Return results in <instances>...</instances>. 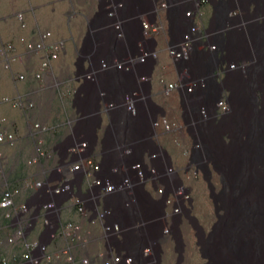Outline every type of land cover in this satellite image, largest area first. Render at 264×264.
<instances>
[{
    "label": "bare ground",
    "instance_id": "obj_1",
    "mask_svg": "<svg viewBox=\"0 0 264 264\" xmlns=\"http://www.w3.org/2000/svg\"><path fill=\"white\" fill-rule=\"evenodd\" d=\"M145 1L0 0V127L15 136L13 145L0 144V151L3 154L0 160V191L7 186L14 188L16 186L17 189L13 190H18L17 208L25 203L29 196L28 187L25 186L26 181L40 179L44 171L51 169L60 154H64L71 143L90 141L97 157L101 158L102 170L97 175L108 176L113 170L123 172L126 166L138 161L136 153L143 149L152 135L150 109L153 108V113L156 115L162 108L155 101H153L154 106L149 102L148 104L136 102V112L129 110L124 100L130 92L138 90L141 95L146 96V99L150 96L146 90L140 89L137 71L124 70L114 64L113 59L121 56L119 50L126 42L131 43L130 27L135 29L137 36L142 32L140 17L144 12ZM169 1L173 7H176L170 9V12H175L172 14L179 21L184 17L189 5L185 0ZM224 1L210 0L213 5V8L209 6V11L213 14L209 22L210 44L219 45L226 42L224 46H230L226 60L229 65L239 66V57L237 60H231L232 49L229 38L235 31L230 24L232 21L236 22L234 28H239L242 24L237 23V19L242 14L232 16V13L238 9L236 6H232V10H226L222 14L223 4L230 2ZM263 1L247 0L248 4H256L255 9H257L254 15L248 17L251 18L249 24L259 21L257 11L264 14V3L260 4ZM238 2L237 0L233 4L237 5ZM135 3L137 10L134 14L121 16L120 10L125 9L124 6L128 8ZM254 4L251 6L254 7ZM17 12H24L26 28L20 26L16 17ZM165 19L169 22L170 17L166 16ZM228 26H231V29H228ZM45 30H50L52 39L62 41L64 47L59 58L53 61L51 69L46 72L44 80H37L35 72L40 68V59L35 54L27 56L26 45L20 41V38L24 36L28 41H34L38 39L39 33ZM120 31H123L124 38L118 37ZM260 42L262 44L259 46L264 48V38ZM195 52L196 58L190 61V67L191 72L195 71L198 74L196 78L198 84L195 90L188 94V98L182 99L184 112L186 108H192L196 103L200 105L194 118L197 126L189 130L197 129L201 134L203 131H208L213 135L231 112L229 108L221 120L214 125L205 122L202 118L201 108L206 105L214 107L220 99L222 87L216 81L218 75L212 72V63L208 66L200 64L204 59L212 61L213 53L197 50ZM8 54L23 56L22 60L11 62L10 70L4 68ZM103 59L107 67H103ZM258 60L259 64H255L252 69L261 73L258 75L261 76L259 79L264 88V59L260 57ZM236 70L238 68L229 70L227 85L230 81H234V74H240L239 70L235 72ZM20 74H25V79H17ZM89 74L91 78L87 76ZM251 76L256 81L255 74ZM37 81L45 82L42 85ZM250 83L244 93L239 91L247 110L249 109L247 103L252 100L249 95L252 93L250 89H253V80ZM131 85L133 88L129 87L127 90ZM55 89L58 90V94ZM212 91H215V94L210 98L208 96ZM5 97H21L25 102H34V107H13L4 100ZM229 97L230 90L227 103L234 108L236 97L234 99ZM111 103L115 104L113 108H110ZM254 112L249 120L241 118L230 121L232 124L237 123L235 125H238V129L247 136V139L232 140V144L224 153V163L220 170L223 175V190L212 195H218L226 214L214 227L213 234L211 235V230L206 233L199 227L197 219L190 215L192 208L189 207L181 216L182 225L169 234L162 232L159 235L152 264L162 263L168 245L175 244L177 252L179 247L183 249L182 246L185 245H183L184 241L181 242L182 236L186 234L187 239L190 235L189 230L184 231L188 223L199 230L200 239L211 235L206 248L215 264H264V169L262 168L264 167V110L260 111L262 112L260 115L256 108ZM145 113L148 119H144ZM36 124L40 127H35ZM50 129L54 132H49ZM39 140L43 141L46 151L41 157L37 156L36 152ZM203 146L204 142L201 154L205 158ZM35 158L37 161L30 163ZM23 171L27 176L21 179L19 177L21 172L24 176ZM122 172H119L117 183L125 177V173ZM110 197L120 205L131 196L128 192L126 194L125 191L116 190ZM137 198L138 204L134 203L135 205L130 208L131 211L137 210V205L141 208L148 205L147 195L142 194L140 190L137 191ZM70 202L72 203V201L65 202L60 210V221L81 223L86 229L87 222ZM130 210L126 211L127 223L142 220L138 218L137 213H132ZM144 217L143 219H147L146 216ZM149 227L148 225L135 227L126 235L127 245L136 259L142 257L143 250L148 244ZM42 228L40 221L36 222L28 238L32 240L39 238ZM47 235V230L41 234L42 242H49ZM61 240L64 241L62 238ZM55 242L49 243L50 251L57 252L62 248L61 243L57 246ZM15 256L16 254L10 256V260L14 261Z\"/></svg>",
    "mask_w": 264,
    "mask_h": 264
},
{
    "label": "built area",
    "instance_id": "obj_2",
    "mask_svg": "<svg viewBox=\"0 0 264 264\" xmlns=\"http://www.w3.org/2000/svg\"><path fill=\"white\" fill-rule=\"evenodd\" d=\"M189 8L183 18L179 20L178 39L168 42L166 54L172 65L176 68L179 78L166 86V92L152 90V78L159 66L161 47L159 39L166 31L167 24L161 18L163 10L167 7L165 2L145 4L142 15V32L137 36L135 29L130 27L129 38L131 43L125 44L119 50L121 56L113 59V63L120 68L131 71L135 69L138 75L139 87L146 90L149 98L160 95L171 98L175 94L182 99L188 98L197 87L198 80L186 77L191 75L190 61L195 59V51L209 52L212 61L204 59L200 64L212 63V72H216L218 84L221 85L220 99L214 107L206 105L201 108V115L205 122L214 125L229 110L227 98L229 90L226 85L228 73L231 69L245 70L246 64L239 60V66L229 65L227 54L230 46L210 44L211 32L209 25L205 26L198 19L201 15V4L209 0H185ZM112 14V13H110ZM237 13H232L235 16ZM17 19L22 28L27 27L25 15L17 14ZM120 29V24L118 25ZM231 29V26H228ZM165 33V32H164ZM119 38H124L123 31L118 33ZM20 41L26 45V54L37 55L40 59V68L35 72L37 80H44L45 74L51 69L53 61L57 60L64 47L63 42L52 39V32L45 30L39 33L38 39L28 41L24 36ZM234 49V48H231ZM236 50V49H235ZM216 52V54H214ZM237 52H235V57ZM22 55L9 57L4 64L6 70L11 69V62L22 60ZM103 67H107L105 59ZM230 74V73H229ZM91 77V74L87 75ZM17 79H25V74H20ZM230 81V80H229ZM161 84L164 81L161 80ZM226 84V85H225ZM215 91L210 92L213 98ZM134 90L126 96L124 103L133 113L135 103L148 104L150 99ZM13 107H34V102H25L21 97H5ZM150 103V102H149ZM150 105L154 106L150 103ZM115 106L110 104V108ZM190 109V107H189ZM152 120V135L141 151L136 154L138 161L131 166H126L122 171L113 170L108 176L97 175L101 172V158L93 150L89 140L71 143L60 154L56 163L49 171L33 182L34 191L28 196L27 201L19 208L16 206L18 190L5 188L0 191V210H7L6 217L11 219L10 225L13 233L4 236L0 231V264H12V261L3 254V250L23 242L25 252L22 260H14V264H152L154 252L158 243V237L163 232L169 234L182 225L181 216L189 209L191 203L190 187L186 183L184 175L194 172L197 167L204 164L201 154L202 141L194 138L192 152L188 155L187 163L179 167L173 157L163 147L162 133L180 130L182 125L174 122L163 112L153 113L150 109ZM197 126L194 120L187 123L186 128ZM35 127H40L36 124ZM46 129V126L44 127ZM177 142V140H175ZM15 136L0 127V144L13 145ZM44 143L39 140L36 147L37 156H43ZM3 154L0 151V160ZM37 159L30 161L36 162ZM194 167V171L192 169ZM119 172L125 173V177L117 183ZM116 190L125 191L131 196L129 200L120 205L116 204L111 196ZM148 197V205L144 208L137 205V210L131 211L133 204H138L137 191ZM72 201L77 207L78 213L87 222L88 227L83 228L81 223L61 222L60 210L65 202ZM134 204V205H135ZM137 213L138 218L134 223H127V212ZM29 213V214H28ZM28 214V215H27ZM144 216L147 217V219ZM41 220L44 229L48 231L49 242L41 240L28 241L27 235L34 223ZM142 225H148V244L143 250L142 257L136 259L126 242L127 233ZM59 238L64 239L68 245L57 252L49 250L50 242Z\"/></svg>",
    "mask_w": 264,
    "mask_h": 264
},
{
    "label": "rangeland",
    "instance_id": "obj_3",
    "mask_svg": "<svg viewBox=\"0 0 264 264\" xmlns=\"http://www.w3.org/2000/svg\"><path fill=\"white\" fill-rule=\"evenodd\" d=\"M166 1L170 6L168 7L167 12H165L166 10L165 11L163 10L161 14V18L166 23H168L165 17L166 16H168V18L170 17L169 22L171 26L169 30L166 29V32L164 31L165 33L164 32L162 33V36L159 39V44L160 47L162 48L161 57L159 61L160 63L158 68H156L154 76L151 81L153 90L155 91L157 89H160L163 91V93L166 92V86L169 83L174 82L179 78L178 71L172 65L170 59L167 57L166 46L168 45V42L170 41L174 42L178 39V35H179L178 27L180 22L177 21V18H175L174 15L172 14L175 12H170V9L176 7H173V4L169 0ZM225 1L227 2L230 1V2L227 4H223L222 14L226 10H232V6L238 7V4L242 6L241 8H244L245 6L248 7L249 5L254 4V3L248 4L247 0H238L239 2L237 5L233 4V2H237V0H225ZM162 2H164V0L157 1L158 4H161ZM261 3H264V1L260 2V4ZM135 6L136 3L134 4V6L129 5L128 8L124 6L125 9L120 10L121 16H125V15L128 16L132 13L134 14L135 11L137 10L135 9ZM209 6H212L213 8L212 4L211 5L207 4L205 6H202L203 11H201V15L198 17V19L201 20V22L205 24V26H207L208 22H210L209 20L210 16L211 18L213 16V14H211V11H209ZM252 7L253 6L251 7L249 6L248 10H250ZM241 14L242 17L240 16L237 19V23L240 22V24H242L241 26H239V28H234L236 27L235 26L236 22L232 21V23L230 24L233 26V29H235V31L231 34L229 38L231 42L230 43L231 48H234L230 51V54H231V60H237L238 57L241 60L240 56H244L245 58H243V60H248L245 64L246 66L249 67L246 70H242L238 68L240 74L238 75L234 74L233 75L234 81H230L228 83L227 86H229L228 89L230 90L229 98L234 99L236 97V100L234 103V108L233 107L231 108L229 106L231 113L228 114V117H225L223 124L217 128V131L214 129L216 133L211 135L210 132L203 131L201 134L197 131V129L191 131L190 133L186 128L187 123L190 122L191 120H194L195 116L197 115L198 106H200L197 103L190 109L186 108V111L184 112L185 107L182 102V98L177 94L171 96V98L165 97V95H163L162 93L158 96L153 97V100L157 104L162 106L164 116L165 115L169 116V118H171L172 121L179 122V125H182V128L180 130H174L171 132L162 133L161 135V141L163 147L166 148L167 151L171 154L177 166L182 167L187 163L188 155L189 153L192 152L191 149L193 146L194 138H196V140L198 141H202V143L204 142L203 150L205 153L204 155L205 159L207 160V167H204V165H200L199 167H197L196 174L194 172H191L186 174V176L184 175V178L186 183L190 187V192H191L190 196L192 198V201L189 204V207L192 208L191 209L192 213L190 215L197 219V223L199 224V227H201V229H204L206 233L211 230L212 231L211 235L214 232L215 229L214 227H216L221 222L222 217H224L226 214L225 208L223 207L221 200H219L218 195L215 196L212 195L213 193H216L219 190L221 191L223 190V175L221 174L220 170L223 167L222 165L224 163L223 162L224 153L228 149V146H230V144H232V142L235 139H240V140L247 139V136L242 134L241 130L238 129V125H235L237 123L232 124L231 122L234 119L237 120L241 118H243V120L251 119L255 113L254 112L255 108L259 113V115L262 113L260 111L264 110V88L261 86L259 79L261 78V76H259L261 73L257 70L253 71L252 69L255 64L256 65L259 64L258 58L261 57L262 59H264V48L259 46V44H262V42L260 41L264 38V19H263V23L262 21L261 22L255 21L249 24V20L251 18L248 19V17L250 15L247 16L245 15L244 12H242ZM235 52H237L236 54L238 55L237 57H235ZM11 56H12L11 54H8L6 56V60H8L9 57ZM238 70H236L235 72H237ZM258 73L260 74L258 75ZM251 74L253 75L255 74V76L257 77L256 81L254 78H252ZM192 78L193 79L198 78L197 72L192 71L191 75L186 77L187 80H190ZM251 79L254 82L252 85L253 89H250V91H252L253 94L252 93L250 95L247 94V96L249 95L250 99H252L250 100V102L247 103V105H249V109L247 110L246 107L243 105L245 101L240 98L241 95L239 94V91L244 93L246 87L249 86V82L252 83ZM161 80L164 81V84H161ZM43 82L45 81H41L40 83L44 85ZM127 85L128 84H125V86ZM129 87L133 88V86L131 85L128 86V89L127 87H124V89L129 90ZM56 91L55 92L58 94V90ZM146 113L144 115V119H148L146 117ZM230 115H233L234 117L231 118L229 117ZM146 122L148 121L146 120ZM49 132H54V130L50 129ZM175 140H177V142ZM208 157H210V159ZM262 168L264 169L263 166ZM192 169L194 171L195 168L192 167ZM25 175L27 176V173L24 172V176H23V173L21 172L19 178L22 179L25 177ZM25 186L30 188L28 184ZM28 194L30 195L31 193L29 192ZM186 230H189L190 235L187 237V239H186V234H183L182 236L183 238L181 237L183 239V240L181 239V242L184 241L183 245H185L182 246L183 249L179 247V252H177L175 251V247H174L175 244L168 245L166 249V254L164 255L165 257L164 258L161 257V259L163 258L161 264H215L212 259V256L210 255V253H208L206 248V243L211 235L208 238L206 237L204 239H200L199 230L194 229L190 223H188L184 231ZM65 244L66 242L62 241L60 246L64 247ZM2 252L9 259L14 254H16V252L17 254L19 253L17 251L16 245L9 247L3 250ZM97 264H102V263L98 261Z\"/></svg>",
    "mask_w": 264,
    "mask_h": 264
},
{
    "label": "clouds",
    "instance_id": "obj_4",
    "mask_svg": "<svg viewBox=\"0 0 264 264\" xmlns=\"http://www.w3.org/2000/svg\"><path fill=\"white\" fill-rule=\"evenodd\" d=\"M158 0H152L151 2H149V0L147 1H145L144 2V11H145V4H147V6H151L153 3H156ZM160 1H162V0H160ZM164 2L166 3V5H167V7L165 8V12H167V9H168V7L170 6L167 2H166V0H164ZM207 4H210L211 5V3H210V0L208 1V2H206V3H202L201 4V10H202V6L203 5H207ZM250 7H251V5H249ZM249 6L248 7H244V8H242L241 9V7H240V5L238 4V9H236L233 13H237L236 15H241V13L242 12H244L247 16L248 15H254V13H256V10L257 9H255L256 8V6L254 5V7L252 8V9H250V11H248V9H249ZM212 7V6H211ZM203 11V10H202ZM23 13V12H22ZM18 14V13H17ZM143 14H144V12H143ZM142 14V15H143ZM186 14V13H185ZM235 15V16H236ZM264 14H261V13H259L258 11H257V18L259 19V21L261 22L262 20H263V16ZM16 17H17V15H16ZM211 17V16H210ZM140 19H141V21H142V16L140 17ZM210 20V19H209ZM167 24V30H169V28H170V22H168V23H166ZM208 25H209V22H208ZM241 55V54H240ZM241 57V60L242 61H244L245 63L248 61V60H243V58H245L244 56H240ZM249 66H246V68H245V70L248 68ZM138 76V75H137ZM89 78H91V77H89ZM153 87V86H152ZM154 100H152V99H150L149 100V102L151 103V104H154V102H153ZM159 108V107H158ZM161 108H162V106H161ZM158 110H160V108L158 109ZM163 112V108L160 110V112L158 111L157 113H162ZM150 118H151V116H149ZM152 119V118H151ZM217 124V123H216ZM188 131L191 133V131L188 129ZM193 136V135H192ZM44 150H45V147H44ZM45 153H46V151H44ZM45 155V154H44ZM41 157V156H40ZM37 158V157H36ZM202 165H204V167H207V160L204 158V164H202ZM33 182H35L36 180H32ZM34 191V187H32V192ZM31 192V193H32ZM31 195V194H30ZM29 195V196H30ZM28 198V197H27ZM74 204V203H73ZM75 205V204H74ZM76 207V206H75ZM76 209H77V207H76ZM1 211V210H0ZM38 221H40V223L42 224V222H41V220H37L36 222H38ZM36 222L34 223V225L36 224ZM34 225H33V227H34ZM32 227V228H33ZM42 227H43V225H42ZM32 230V229H31ZM0 231H1V228H0ZM44 231H46V229H44V227L42 228V231H41V233H40V235H39V238H37V239H35V240H41V234L44 232ZM1 233H2V231H1ZM30 233V232H29ZM28 233V234H29ZM3 234V233H2ZM4 236H6V235H10L9 233H6V234H3ZM27 239H28V241H32V239H29L28 238V235H27ZM61 239V238H60ZM65 241V240H64ZM66 242V241H65ZM19 244V243H18ZM18 244H16V246L18 245ZM67 244H65V246H66ZM15 246V245H14ZM12 247V246H11ZM63 248V247H62ZM52 252H54V251H52ZM15 259H16V257H15ZM12 261V260H11ZM12 264H14V261H12Z\"/></svg>",
    "mask_w": 264,
    "mask_h": 264
},
{
    "label": "trees",
    "instance_id": "obj_5",
    "mask_svg": "<svg viewBox=\"0 0 264 264\" xmlns=\"http://www.w3.org/2000/svg\"><path fill=\"white\" fill-rule=\"evenodd\" d=\"M27 184H28V186L30 187V188H28V190L27 191H29L30 193L32 192V187H33V181L32 180H28V182H27ZM7 188H12V189H17V187L15 186V188L14 187H8L7 186ZM29 192H27V193H29ZM17 206H19V204L17 203ZM8 212H7V210H1L0 211V227H3L2 229H1V231H2V233L3 234H6V233H9V234H11V233H13V229H12V227H11V225H10V222H11V219H9V218H7L6 217V214H7ZM56 243V244H55ZM54 244L55 245H59L60 243H62V240L59 238L58 240H56V242H55ZM66 244L68 245V243L66 242ZM24 247H25V244L23 243V242H19V244L16 246V248H17V251L19 252L18 254H17V252H16V261L18 260V262L19 261H21L22 260V255H23V253L25 252V249H24ZM60 248V247H59ZM14 257V258H15ZM15 260V259H14Z\"/></svg>",
    "mask_w": 264,
    "mask_h": 264
}]
</instances>
